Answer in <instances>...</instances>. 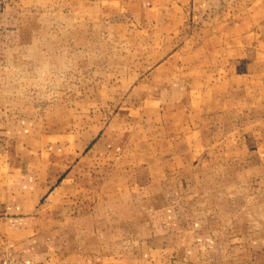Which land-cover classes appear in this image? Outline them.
<instances>
[{
    "label": "crops",
    "instance_id": "obj_1",
    "mask_svg": "<svg viewBox=\"0 0 264 264\" xmlns=\"http://www.w3.org/2000/svg\"><path fill=\"white\" fill-rule=\"evenodd\" d=\"M163 4L153 14L160 33L181 39L178 78L171 71L162 76L179 82V90L158 94L178 107L180 135L163 140L227 147V154L206 160L227 163L217 174L227 187L193 189L176 181L141 189L124 185L118 168L93 187L87 166L58 171L53 161L51 170L43 162L41 170L0 169V264H264V0ZM15 48L8 39L0 43V68L13 65ZM12 116L0 107V144L17 126ZM221 116L227 120L218 122ZM207 130L226 135L203 138ZM190 131L197 137L189 139ZM78 158L112 162L108 154ZM148 171L154 176V168ZM45 227L50 253L33 242Z\"/></svg>",
    "mask_w": 264,
    "mask_h": 264
},
{
    "label": "rangeland",
    "instance_id": "obj_2",
    "mask_svg": "<svg viewBox=\"0 0 264 264\" xmlns=\"http://www.w3.org/2000/svg\"><path fill=\"white\" fill-rule=\"evenodd\" d=\"M163 5V0H0V43L8 39L16 47L13 65L0 68V80H7L0 81V107L11 110L17 124L11 138L1 141L6 162L0 169L33 171L48 164L51 170L47 161H53L58 171L87 166L93 187L115 168L124 185L141 189L176 181L193 189L227 187L228 179L217 177L227 163L206 161L227 154V147H181L163 140L180 135L178 107L158 94L179 90V82L162 76L171 71L178 78L174 64L181 42L178 32L165 36L156 25L153 14H161ZM223 135L207 130L202 136ZM84 154L112 155V162L84 164L78 158ZM148 166L154 168L150 178ZM180 172L186 177H171ZM45 230L33 242L50 253L51 227ZM59 250L66 248L61 244Z\"/></svg>",
    "mask_w": 264,
    "mask_h": 264
}]
</instances>
